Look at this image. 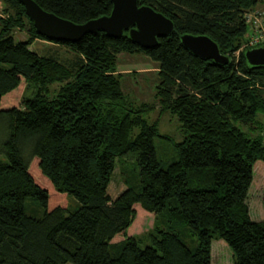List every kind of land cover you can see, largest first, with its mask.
Returning a JSON list of instances; mask_svg holds the SVG:
<instances>
[{"label":"trees","instance_id":"obj_1","mask_svg":"<svg viewBox=\"0 0 264 264\" xmlns=\"http://www.w3.org/2000/svg\"><path fill=\"white\" fill-rule=\"evenodd\" d=\"M35 1L75 23L113 8L111 0ZM138 1L174 21L152 48L127 32L53 41L21 1L2 0L0 117L10 133L8 160H0V264H213L214 239L226 241L233 264H264V219L253 220L247 203L254 164L264 161V66L245 57L264 46V27L251 15L264 0ZM15 28L28 38L16 41ZM186 33L211 36L230 62L194 55L181 41ZM36 40L75 57L39 54L30 47ZM122 53L157 63L160 111L182 124L178 158L166 166L159 126L144 116L154 105H135L123 89L124 75L140 71L118 70ZM125 156L136 160L140 183L136 166L124 167L127 188L113 198L108 188ZM141 212L148 223L154 215L144 248L128 236L142 230Z\"/></svg>","mask_w":264,"mask_h":264},{"label":"rangeland","instance_id":"obj_2","mask_svg":"<svg viewBox=\"0 0 264 264\" xmlns=\"http://www.w3.org/2000/svg\"><path fill=\"white\" fill-rule=\"evenodd\" d=\"M2 8H4L2 0H0ZM258 11H254L252 17L258 15L257 26L261 24L264 27V3L257 7ZM4 14V12L2 11ZM1 27V20H0ZM254 28V27H253ZM255 30V28H254ZM14 37L16 41L26 40L28 34L25 31H20L18 28L14 29ZM31 49L39 54H49L58 57L60 60L69 62L75 57V52L69 48H56L51 41L38 40L33 41ZM157 63L150 59L145 54H129L122 53L119 55L118 70L121 72L140 71L139 73L125 74L123 80V89L129 96V99L135 104L140 105L144 102L154 105V109L145 113V118L153 123L156 122L159 126V131L162 137L155 138L157 155L163 166L176 160L178 158V152L174 147V142H180L184 140L185 133L178 117L169 111H160L159 104L156 97V87L159 83L157 73ZM60 83L55 82L51 84L50 94L57 93ZM24 92V86L21 88V97ZM29 95L31 92L28 93ZM20 97V96H19ZM20 101V100H18ZM20 102H18V106ZM10 133V121L8 118L0 117V160L7 162V156L2 150V145ZM163 136H167V139ZM136 166L137 178L140 183V176L136 160L132 156H125L119 159L117 167L115 169L113 179L109 185L108 192L116 198L124 189L127 188L122 179V169L128 168L134 169ZM253 181L249 190L247 203L250 208V215L253 220L264 219V161L258 160L254 164ZM70 199V205L74 206L78 202L75 199ZM140 219L144 221L140 232L139 230L131 233L128 232V236H135L142 248L152 244L150 236L147 235L152 228L154 215L150 216L149 223L145 215L139 213ZM148 223V224H147ZM147 224V225H146ZM154 233V232H153ZM196 244L198 241L196 240ZM213 264H233L232 252L228 244L223 239H214L212 243Z\"/></svg>","mask_w":264,"mask_h":264},{"label":"water","instance_id":"obj_3","mask_svg":"<svg viewBox=\"0 0 264 264\" xmlns=\"http://www.w3.org/2000/svg\"><path fill=\"white\" fill-rule=\"evenodd\" d=\"M26 14L33 21L37 32L53 41L77 42L87 33L104 31L108 36L120 37L127 32L137 44L148 49L158 44L160 37L170 36L174 21L149 5L138 0H111L110 14L75 23L45 10L35 0H19ZM183 45L202 59H212L227 64L231 58L220 51L219 44L207 34L186 33L181 35ZM245 57L251 66H264V46L249 48Z\"/></svg>","mask_w":264,"mask_h":264},{"label":"built area","instance_id":"obj_4","mask_svg":"<svg viewBox=\"0 0 264 264\" xmlns=\"http://www.w3.org/2000/svg\"><path fill=\"white\" fill-rule=\"evenodd\" d=\"M2 11H3V8H2V6H1V4H0V17H3V18H7V15L4 13H2ZM4 12V11H3ZM257 39H259V38H257ZM251 45V44H250Z\"/></svg>","mask_w":264,"mask_h":264},{"label":"crops","instance_id":"obj_5","mask_svg":"<svg viewBox=\"0 0 264 264\" xmlns=\"http://www.w3.org/2000/svg\"><path fill=\"white\" fill-rule=\"evenodd\" d=\"M36 41H38V40H36Z\"/></svg>","mask_w":264,"mask_h":264}]
</instances>
